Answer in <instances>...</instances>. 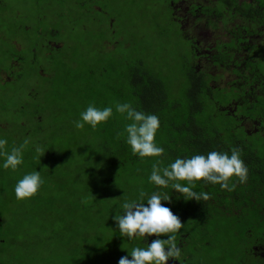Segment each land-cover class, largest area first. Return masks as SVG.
Masks as SVG:
<instances>
[{
	"label": "rangeland",
	"instance_id": "rangeland-1",
	"mask_svg": "<svg viewBox=\"0 0 264 264\" xmlns=\"http://www.w3.org/2000/svg\"><path fill=\"white\" fill-rule=\"evenodd\" d=\"M170 1L0 0V264H13L11 256L27 253L36 254L40 264H99L106 257H114L115 264H160L152 251L154 243L146 244L149 252L142 238L135 237L128 247L121 242L141 228L153 232L151 241L163 248L160 254L174 256L178 264L189 260L264 264V248L255 247L254 241L255 235L264 234L263 225H256L251 237L240 228L228 230L231 213L243 219L241 211L246 209L237 198L219 193L217 181H212L220 178L216 171L208 175L198 169L202 157L181 158L160 140L150 146L144 139L128 147L126 154L101 132L99 118L104 116L105 123L111 122L109 128L123 125L126 139L136 138L140 127L132 114L136 94L150 73L175 83L170 89L184 104L188 48L173 21ZM208 5V0H179L173 5L199 49L227 40L222 23L215 28L207 23L215 18L191 17V6ZM257 41L264 44V36ZM47 44L56 50L64 47L48 52ZM40 69L49 74L48 80L40 76ZM136 71L141 82L135 80ZM210 72L223 74L226 84L235 79L229 70L211 67ZM32 91L39 94L40 111H48L45 103L52 97L57 100L63 112L57 124L44 121L39 127L29 122L24 111H35L32 100L27 103ZM197 118L204 122L207 117ZM24 120L25 127H18ZM75 120L78 126L69 125ZM242 123L255 132L252 123ZM41 129L44 132L39 133ZM48 156L56 170L49 180L40 175ZM172 188L188 201L185 207L193 216L179 209L168 211ZM135 210L138 218L133 216ZM110 222L118 223L117 229L112 230ZM8 233L13 234L10 239ZM179 238L184 239L182 245ZM75 245L83 247L88 257L73 254L68 247ZM175 247H180L177 253Z\"/></svg>",
	"mask_w": 264,
	"mask_h": 264
},
{
	"label": "trees",
	"instance_id": "trees-1",
	"mask_svg": "<svg viewBox=\"0 0 264 264\" xmlns=\"http://www.w3.org/2000/svg\"><path fill=\"white\" fill-rule=\"evenodd\" d=\"M177 1L179 0H171L167 3L171 9L173 21L179 26L180 37L183 38L182 41L188 48L187 55L185 53L184 55L189 88L184 104L177 101L178 95L170 89V85H176L175 83L160 79L162 76L157 73H150L145 75L146 80L143 81L138 94H136V97L139 98L132 113L138 118L135 122L139 123L140 134L138 132L136 138L126 139L124 126L122 125L119 129H111L108 127L111 122L105 123L104 116L99 118L101 132L108 137L111 136L115 149L126 154L129 151L128 147L133 143L139 145L144 139L150 146L154 143L153 141L160 140L161 145L166 144L167 147H171V153L181 158L191 156L194 160L202 157L198 169L205 170L208 175L216 171L220 178L217 180L213 178L212 181H217L220 188L219 193H222V196L228 195L231 198H237V201L241 202V205L246 209L245 212L241 211V214L244 215L243 219L231 213L234 218L228 219V230L240 228L245 237H251L252 232H255L256 225L264 227V44L256 42V39L264 36L261 33V29L264 30V0H208V6H191L189 11L191 17L197 18V15L202 16L203 14L208 18H215L216 22L207 21L209 26L215 28L218 26L216 23L219 22L227 30L225 42L215 41L213 47L209 46L203 49H199V45L194 43L195 39L189 34L190 31L184 29L179 22L184 19L175 15L173 5ZM210 10H216L222 14L217 17L211 16L210 13H207ZM235 29H241V31L234 34L232 30ZM48 44L45 47L48 52L50 50L60 51L64 47L56 50L51 49ZM260 47L262 51H258ZM242 53L243 56L240 55ZM256 53L261 56L256 57ZM211 67L221 69L222 72L229 70L235 79L228 84L223 83V74L211 73ZM42 74L47 80L49 79V74H44L40 69V76ZM64 78L68 79L66 76ZM135 80L136 82L142 80L141 75H137V71ZM218 84L222 85L219 87ZM36 94L34 91L30 92L27 101L28 103L32 100L31 103L34 105L35 111L30 113L24 111L25 115L30 118L29 122L39 123V127L43 126L46 121L57 124V120L61 118L63 112L59 108L57 100L52 97L53 92L50 93V96L54 100L45 103V109L49 108L48 111H40L43 107L38 100L39 94ZM216 95H219V99ZM249 106L252 108L251 110ZM38 108L39 112H37ZM246 110L250 113H246ZM240 112H244L245 116ZM199 115L203 118L207 117L204 122L197 118ZM246 120L252 123L251 127L255 129V132H249L245 128L242 122ZM26 123L28 121L24 120L17 124L18 127H25ZM68 123L69 125H79H77L79 123L77 120ZM41 132H44V129L39 130V133ZM146 147L141 150L137 158L142 156ZM161 153L163 156L161 158H164L165 151H161ZM47 158L48 165L40 175L44 174V177L49 180L54 176L56 170L53 161L49 156ZM136 162H140L139 159ZM207 162L214 167L210 168L206 164ZM235 186L238 187L237 190L233 189ZM241 186L245 187V192L242 191ZM176 190L172 188V192L169 193L168 208L171 210L168 211L179 209L181 214L193 216L185 207V203L188 201H182V196H179ZM204 202L208 206L205 200ZM205 211L204 208L203 212ZM138 213L139 211L135 210L133 216L138 218ZM110 224L112 230L117 229L118 223L110 222ZM140 224L137 226L139 227ZM131 227L134 228L132 225L129 228ZM143 232L144 228H141V231L136 229V232L125 235L124 241L121 242L125 243L126 247L131 246L135 243V237L141 240ZM19 234L20 231L17 230L15 237L19 238ZM12 235V233H8L6 237L9 238ZM183 240L179 238L177 243L182 245ZM254 241L256 242L255 247L264 248V234L255 235ZM21 244L24 248V243ZM141 244L148 250L143 239ZM26 245L29 246L28 243ZM75 246L77 249L68 247L73 254L88 257L83 247L79 249L77 245ZM179 248L175 247L172 250L174 249L173 251L177 253ZM10 259H14V261L11 260L13 264H40L36 254L16 255L11 256ZM245 260L243 257L241 263ZM99 264H115L114 257H106ZM186 264H200V262L189 260Z\"/></svg>",
	"mask_w": 264,
	"mask_h": 264
},
{
	"label": "flooded vegetation",
	"instance_id": "flooded-vegetation-1",
	"mask_svg": "<svg viewBox=\"0 0 264 264\" xmlns=\"http://www.w3.org/2000/svg\"><path fill=\"white\" fill-rule=\"evenodd\" d=\"M139 231H141V229ZM151 233H153V232H147V229L144 228V232L141 234V237H142V239H143L144 242H148L146 244H148V245H149V243H151V244L154 243L155 244L156 247H154L152 249V251L158 256L159 262L161 261L160 264L161 263H164V262L167 263V264H178L179 262L175 259L174 256L173 257L169 256V257H167L168 258L167 259L164 256H162V254H160V251L163 248L162 249H159V242L158 241H156V242L155 241H151V239H153V237H155V234L154 233L151 234ZM164 248H167V247H164ZM167 252H168V250H167Z\"/></svg>",
	"mask_w": 264,
	"mask_h": 264
}]
</instances>
